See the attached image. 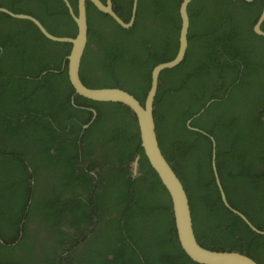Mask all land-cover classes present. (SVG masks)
Listing matches in <instances>:
<instances>
[{"label":"trees","instance_id":"obj_1","mask_svg":"<svg viewBox=\"0 0 264 264\" xmlns=\"http://www.w3.org/2000/svg\"><path fill=\"white\" fill-rule=\"evenodd\" d=\"M112 1L127 22L132 0ZM69 2L76 12L77 0ZM180 2L138 0L134 23L125 28L87 1L82 82L119 86L143 104L153 67L175 54ZM0 5L33 15L54 35L76 34L62 0ZM262 5L191 0L184 57L161 71L154 102L158 143L187 193L197 241L239 250L258 264H264V234L222 202L212 138L227 201L264 230V37L253 31ZM69 47L0 10V264H199L178 242L172 202L140 145L136 116L119 101L74 95L72 103L64 59ZM80 106L97 112L86 128L93 112ZM110 140L116 146L107 156L99 147ZM136 156L139 174L131 177ZM31 213L37 228L30 234L25 221ZM65 216L75 229L97 225L75 257L61 262L63 247L77 245L75 235L60 228Z\"/></svg>","mask_w":264,"mask_h":264},{"label":"water","instance_id":"obj_2","mask_svg":"<svg viewBox=\"0 0 264 264\" xmlns=\"http://www.w3.org/2000/svg\"><path fill=\"white\" fill-rule=\"evenodd\" d=\"M68 12L73 18L76 24V34L73 37L70 36H57L50 33L44 25L33 15L26 13H15L0 5V10L4 11L11 17L19 18L23 20L31 21L39 31L48 39L57 42L69 43V51L65 55L68 80L74 89V95H79L87 99L94 101L108 102L119 101L127 106L137 118V124L140 135V145L143 148V152L150 164V167L156 173L159 181L166 188L171 202L172 211L174 215L175 228L177 233L178 242L185 252V254L194 262L199 264H258L254 259L248 255L242 253L239 250H213L202 246L196 239L193 223L191 217V209L189 205V199L184 189L182 182L179 181L175 172L171 168V163L162 154L160 149L158 138L155 128L154 118V102L159 85V76L162 70L170 69L182 62L184 57L186 46L188 45L187 34L189 28V16H188V4L191 0H181L179 5V17H180V29L178 36V45L174 56L161 63L155 65L151 71V82L147 94L145 96L143 104L131 93L124 90L119 86H107V87H88L86 86L79 75L80 71V59L87 44L88 38V22H87V9L86 2H91L99 11L106 12L111 15L119 24L125 28H129L133 25L138 0H132L131 15L126 22L119 16L113 6L112 0H77V11H74L73 6L69 0H62ZM251 2L253 0H246ZM264 21V0L261 12L253 25V31L260 36L264 37V30L261 29V24ZM72 96V101L73 97ZM93 112L91 120L83 125L86 128L89 123L93 121L97 112L93 108H88ZM202 111V110H201ZM139 156L133 160L131 170L135 173L138 165ZM215 143L212 138V172L214 180H216L217 187L220 192V196L224 205L233 213L238 214L245 224L253 231L264 234V230L258 229L251 221L243 214L242 211L234 209L226 199L225 192L222 188L221 182L217 177L215 170Z\"/></svg>","mask_w":264,"mask_h":264},{"label":"flooded vegetation","instance_id":"obj_3","mask_svg":"<svg viewBox=\"0 0 264 264\" xmlns=\"http://www.w3.org/2000/svg\"><path fill=\"white\" fill-rule=\"evenodd\" d=\"M73 95H74V93H73ZM72 98V97H71ZM71 101H72V99H71ZM74 102V99H73V101H72V103ZM80 108H83V109H88L89 107H82V106H80ZM90 110V109H89ZM189 123V122H188ZM115 146H116V144L112 141V140H110V142H108V144L105 146V145H103L101 148L99 147V149H101L102 150V153H105V155H107L108 156V154L109 153H111L114 149H115ZM136 158V157H135ZM134 158V159H135ZM133 159V160H134ZM133 160H132V162H133ZM132 162H131V164L129 165V167H128V169H129V172H130V176L131 177H133V176H135V175H138L139 173L138 172H136L137 171V168H136V171H135V173H133L132 172V170H131V165H132ZM108 165V164H107ZM104 169V168H103ZM98 169L97 168H95V169H93V170H90L89 171V174H90V176H92L93 178H96V174H95V172L97 171ZM31 183H33L32 181H30V184ZM42 183V182H41ZM44 185H41L40 187H43ZM39 186H38V189L40 188ZM76 190L78 191V192H80V193H82V189L81 188H76ZM86 195V193H84L83 192V196H85ZM68 196V194H64L63 196H62V198H64V197H67ZM67 213V212H66ZM35 214L34 213H31V216H30V218H29V220L28 221H25L24 219H22V222H24L25 221V223L27 224L26 225V227L28 228V229H30V234H31V232H34L35 230H36V228H37V223L35 222ZM66 219H67V217L65 216V217H62V219L60 220V228L61 229H65L66 231H68V232H70V233H72L73 235H75L74 236V239H76L77 240V245H75V246H72V243L73 242H70L69 244H67L65 247H63V252H62V257L60 258L61 259V262L62 261H66V259L65 258H67V260L68 259H73L74 257H75V252H76V250L78 249L79 251H80V247L82 246V244L79 246V244L82 242V239H83V237H85L86 235H90V233L95 229V227H96V225H97V222H94L93 223V225H91V226H87L85 223H82L81 225H80V227L78 228V229H80V232L78 231V229H75V227L74 226H69L67 223H66ZM93 219H94V221H97V217L95 216V215H93ZM21 226H22V224H21ZM39 228H41V227H39ZM83 229V230H82ZM82 231V232H81ZM42 235H44V230H41L40 231V236H42ZM0 241H2L1 239H0ZM79 246V247H78ZM78 247V248H77ZM64 253V254H63ZM22 264H31V262L30 261H28V262H23Z\"/></svg>","mask_w":264,"mask_h":264}]
</instances>
